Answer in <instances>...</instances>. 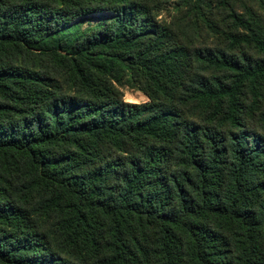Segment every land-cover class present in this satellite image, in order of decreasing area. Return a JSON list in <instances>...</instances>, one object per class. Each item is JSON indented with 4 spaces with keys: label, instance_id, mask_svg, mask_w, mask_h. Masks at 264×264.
<instances>
[{
    "label": "trees",
    "instance_id": "1",
    "mask_svg": "<svg viewBox=\"0 0 264 264\" xmlns=\"http://www.w3.org/2000/svg\"><path fill=\"white\" fill-rule=\"evenodd\" d=\"M164 2L0 0V264H264V0Z\"/></svg>",
    "mask_w": 264,
    "mask_h": 264
},
{
    "label": "rangeland",
    "instance_id": "2",
    "mask_svg": "<svg viewBox=\"0 0 264 264\" xmlns=\"http://www.w3.org/2000/svg\"><path fill=\"white\" fill-rule=\"evenodd\" d=\"M176 3H177V0H165L161 8L160 18L171 19V16L175 14ZM107 17L108 15H98V16L86 18L83 20V22H84V25L86 26L88 24L97 22L98 20L102 18H107ZM122 90L124 94V99L127 102L142 103V102H147L149 100L148 96L145 95L139 89L126 86V87H123ZM260 124L263 125L262 128L264 130V123H260Z\"/></svg>",
    "mask_w": 264,
    "mask_h": 264
}]
</instances>
